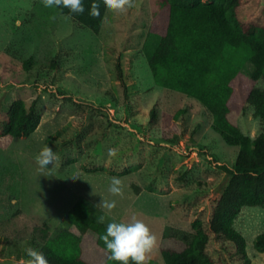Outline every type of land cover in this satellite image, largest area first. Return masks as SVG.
<instances>
[{
	"label": "rangeland",
	"instance_id": "1",
	"mask_svg": "<svg viewBox=\"0 0 264 264\" xmlns=\"http://www.w3.org/2000/svg\"><path fill=\"white\" fill-rule=\"evenodd\" d=\"M133 3L125 13L106 8L95 32L42 0H0V121L15 99L35 101L41 115L29 136L0 135V264H22L11 244H25L39 227L52 234L64 226L80 197L108 223L133 215L143 221L156 237L148 264H168L196 218L210 231L237 146L212 128L211 114L196 99L162 86L164 0ZM239 16L264 22V0H243ZM148 36L159 45H148ZM253 85L264 89L263 81L243 74L233 80L228 113L251 137L264 131L244 101ZM63 126L50 146L59 159L41 172L35 156ZM113 177L122 181V196L108 191ZM101 200H115L116 207L108 212ZM233 225L246 239L250 264H264V250L252 245L264 230V207L243 206ZM81 256L103 264L110 253L86 232Z\"/></svg>",
	"mask_w": 264,
	"mask_h": 264
},
{
	"label": "trees",
	"instance_id": "2",
	"mask_svg": "<svg viewBox=\"0 0 264 264\" xmlns=\"http://www.w3.org/2000/svg\"><path fill=\"white\" fill-rule=\"evenodd\" d=\"M242 1L164 0L167 19L163 28L165 53L161 84L196 99L211 114L212 128L227 144L237 146L233 168L223 181L211 211L210 231L206 232L201 220L196 218L192 235L187 236L183 248L170 257L168 264H229V261L250 264L246 239L233 221L243 206L264 207V131L251 137L229 120L228 113L233 80L238 75H245L251 82H264V22L241 19ZM93 2L100 4L99 17L89 15ZM83 5V14L57 8L98 32L106 9L103 0H83ZM150 37L146 39L147 44L159 45L158 39L155 42ZM25 63L30 65L28 60ZM244 101L264 121V89L253 85ZM40 118L35 101L27 106L22 99H15L0 121V135L29 136ZM67 127L48 135L44 146L50 147ZM98 217L88 201L80 197L66 212L64 226L52 234L47 228L39 227L25 244L20 246L15 240L11 245L17 256L24 259L27 258L24 249L32 247L43 252L49 264H92L81 256V241L86 232H91L106 248L100 237L108 222L97 223ZM252 245L258 251L264 250V230L253 237ZM109 257L103 264H121Z\"/></svg>",
	"mask_w": 264,
	"mask_h": 264
},
{
	"label": "clouds",
	"instance_id": "3",
	"mask_svg": "<svg viewBox=\"0 0 264 264\" xmlns=\"http://www.w3.org/2000/svg\"><path fill=\"white\" fill-rule=\"evenodd\" d=\"M47 8L64 7L72 13L83 14L85 9L83 0H42ZM104 6L114 13H125L129 8L134 6L133 0H103ZM89 15L92 17L100 16V4L93 2L90 6ZM55 17H53L54 19ZM109 155L115 156L114 149H109ZM59 157L49 146H44L35 156V162L39 170L49 168ZM108 191L113 196L123 195L122 181L113 177L111 179ZM99 207L110 212L116 207V201L101 200ZM103 215L97 218V223H103ZM100 239L106 245L107 250L111 253L110 259L121 262V264H148L149 257L146 255L154 248L156 237L150 232L148 226L138 219L135 215L127 222H110L106 226V231ZM26 259L22 264H49L48 259L43 252L32 247L24 249Z\"/></svg>",
	"mask_w": 264,
	"mask_h": 264
}]
</instances>
